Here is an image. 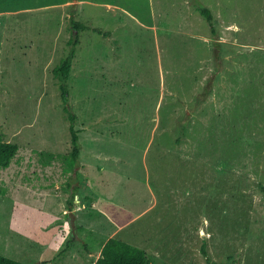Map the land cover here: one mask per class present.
Segmentation results:
<instances>
[{
	"label": "rangeland",
	"instance_id": "1",
	"mask_svg": "<svg viewBox=\"0 0 264 264\" xmlns=\"http://www.w3.org/2000/svg\"><path fill=\"white\" fill-rule=\"evenodd\" d=\"M0 134L2 256L94 264V189L150 264H264V0H0Z\"/></svg>",
	"mask_w": 264,
	"mask_h": 264
},
{
	"label": "trees",
	"instance_id": "2",
	"mask_svg": "<svg viewBox=\"0 0 264 264\" xmlns=\"http://www.w3.org/2000/svg\"><path fill=\"white\" fill-rule=\"evenodd\" d=\"M199 11L205 15L207 21L211 22L212 17L210 13L204 9H199ZM82 25L74 24V29L79 30ZM97 33H102L99 29H94ZM78 41L74 36L73 39L69 41V52L65 58L61 59L60 62L53 68L52 73L54 76L58 77L59 89L64 101L67 100L68 89L66 84V78L69 74L72 61L75 56V47ZM68 119L70 120V144L71 152L68 154L72 158V161L77 163V158L80 153L79 147V137L78 131L74 128V123L76 116L71 113L68 107H65ZM18 151V145L15 143L7 142L4 140L2 134H0V169L7 168L10 165L11 160L15 157ZM77 187H74L72 196L69 203L71 204L74 196L76 195ZM209 264H216L215 262H210ZM0 264H24L17 260L0 255ZM94 264H150L149 258L144 250L135 247L125 241H122L116 237H110L101 246V251L99 257L96 259Z\"/></svg>",
	"mask_w": 264,
	"mask_h": 264
},
{
	"label": "crops",
	"instance_id": "3",
	"mask_svg": "<svg viewBox=\"0 0 264 264\" xmlns=\"http://www.w3.org/2000/svg\"><path fill=\"white\" fill-rule=\"evenodd\" d=\"M90 191L94 193L93 195H96V197L95 196L93 198L91 197L92 198L91 201H94L93 207L95 208V210H98L96 216H94V218L92 217L91 223L97 225L96 223L99 220H101V218L103 219V222L102 221L100 222L99 228L98 229L94 228V233L98 236L99 234H101L102 238L107 237V239H109L110 237H115L123 230V226L129 221V219H125V218L121 219V214H124V212L126 211L125 206L124 205L120 206L121 209H119L116 213L114 211L110 212L106 208V203L104 202L105 200L102 194L97 193L94 189H90ZM100 206L104 207L105 211L101 210L99 208ZM106 220L108 221V223H105ZM102 229L107 230V232H105L106 234L104 233V231H102ZM100 251H101V247H99V251H98L99 255H100Z\"/></svg>",
	"mask_w": 264,
	"mask_h": 264
}]
</instances>
